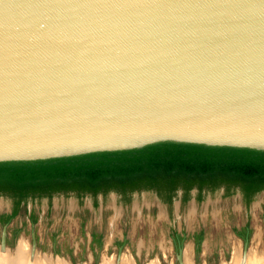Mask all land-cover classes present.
<instances>
[{
    "label": "water",
    "instance_id": "water-1",
    "mask_svg": "<svg viewBox=\"0 0 264 264\" xmlns=\"http://www.w3.org/2000/svg\"><path fill=\"white\" fill-rule=\"evenodd\" d=\"M164 140L264 149V0H0V160Z\"/></svg>",
    "mask_w": 264,
    "mask_h": 264
},
{
    "label": "rangeland",
    "instance_id": "rangeland-1",
    "mask_svg": "<svg viewBox=\"0 0 264 264\" xmlns=\"http://www.w3.org/2000/svg\"><path fill=\"white\" fill-rule=\"evenodd\" d=\"M113 191H106L102 196L97 192L92 196L89 192L78 194L73 190H60L48 196L27 198L26 206L8 223L15 237L9 235L6 253L12 255L17 244L22 242L26 243L24 255L28 258L30 220L25 211L32 208L36 214L34 229L44 256L38 264L51 260L54 242L58 250L57 264H78L80 259L84 264H95V260L98 264H113L117 237L126 238L121 264H177L167 236L169 223L187 233L203 228L197 258L190 236L183 239V251L191 263L236 264L238 260L233 261L232 255L237 249L240 256L241 240L234 236L232 227L239 226L247 217L250 226L247 248L250 260L247 263L264 264L262 191L254 194L247 207L240 203L237 186L228 192L223 185L212 189L203 187L199 198H195L194 188H191L183 201L176 191L170 204L162 202L153 189L133 190L127 201ZM8 205V196L0 193V210ZM191 207L194 208L193 217L187 216ZM91 231L100 234V243L90 239ZM6 257L4 260L8 259Z\"/></svg>",
    "mask_w": 264,
    "mask_h": 264
},
{
    "label": "trees",
    "instance_id": "trees-1",
    "mask_svg": "<svg viewBox=\"0 0 264 264\" xmlns=\"http://www.w3.org/2000/svg\"><path fill=\"white\" fill-rule=\"evenodd\" d=\"M218 185L225 192L237 186L248 202L264 189V149L164 140L130 149L0 160V193L12 198L11 211L0 213V223L8 221L19 200L29 194L73 190L94 195L110 189L127 201L132 190L145 188L169 203L177 188L185 200L192 186L200 190ZM199 241L200 233L194 234L196 252Z\"/></svg>",
    "mask_w": 264,
    "mask_h": 264
},
{
    "label": "flooded vegetation",
    "instance_id": "flooded-vegetation-1",
    "mask_svg": "<svg viewBox=\"0 0 264 264\" xmlns=\"http://www.w3.org/2000/svg\"><path fill=\"white\" fill-rule=\"evenodd\" d=\"M236 187V186H235ZM191 188H194V196H195V198H197V193L199 192L200 194H201V192H202V190H203V188H201L200 190L196 187V186H192V187H190L189 188V190H188V192L190 191V189ZM110 190V189H109ZM108 190V191H109ZM66 191H72V190H66ZM113 191V190H112ZM133 191V190H132ZM131 191V192H132ZM176 191H179V197H180V200L181 201H183L182 199H181V196H182V190L180 189V188H177L176 189ZM258 191H262V194H263V199H264V189H259ZM258 191H256V192H258ZM55 192V191H54ZM113 192H116V191H113ZM130 192V193H131ZM256 192H254L252 195H251V198L254 196V194L256 193ZM53 193V192H52ZM84 193H86V192H84ZM51 194V193H50ZM97 193H95L94 195H92V196H95ZM98 194H100L101 196L103 195V193H101V192H98ZM105 194V193H104ZM119 194V193H118ZM5 195V194H4ZM120 195V194H119ZM176 195V192H175V194H173L172 195V198H171V200H170V202L169 203H167V202H165V201H163L162 200V202H164V203H167V204H170L171 202H172V200H173V197ZM7 196V195H6ZM39 196H42V195H37V194H34V195H32V194H29V195H27L25 198H23V199H20L19 200V203H18V209H17V211H16V213H18V211L22 208V207H24V206H26V200H27V198H35V197H39ZM43 196H48V195H43ZM158 196V195H157ZM159 197V196H158ZM8 198H9V205H8V207L6 208V209H2V210H0V213H9L10 211H11V208H12V198L10 197V196H8ZM160 198V197H159ZM251 198L249 199V201L248 202H246L245 200H244V197H243V195H242V193H241V191L239 192V200H240V203L242 204V205H244L245 207H247L248 205H249V202L251 201ZM262 207H263V210H264V204H262ZM25 210H26V208H25ZM26 213H27V218L30 220V225H31V223L33 224V227H34V221L32 220V216L34 215V217L36 218V214H35V212H34V210L31 208H28V210H26L25 211ZM264 212V211H263ZM15 213V214H16ZM14 214V215H15ZM13 215V216H14ZM12 216V217H13ZM11 217V218H12ZM11 218L8 220V221H4V222H2V223H0V228H1V226L4 224V223H6V237H5V243H6V246H7V244L9 243V235H11V237H15V231L13 230L12 232L11 231H9V227H8V223L10 222V220H11ZM262 218L264 219V213H263V216H262ZM35 220V219H34ZM30 229V228H29ZM232 232H233V234H234V236H236L237 238H239L240 240H241V246H242V240L245 238V236L249 239V232H250V226H249V223H248V219H247V217L245 218V220L242 222V224H240L239 226H233L232 227ZM93 233V231H91L90 232V239L92 240V239H95L96 237H94V235L92 234ZM95 233V232H94ZM196 233H200V241H199V248H200V243H201V240H202V235H203V233H204V230H203V228H198V229H194V230H192L191 232H185V230L183 229V228H181V229H175V227H174V225H173V223H169V225H168V228H167V236L170 238V242H171V244H172V246H173V248H174V258H175V251H176V249H177V246L179 245V244H183V239L186 237V236H190V238H191V240H192V244H193V250H194V257L195 258H197V253H198V251L196 252L195 251V242H194V234H196ZM35 236H36V231H35ZM95 236H97L98 237V239H97V243H100L101 242V236H100V234H96ZM125 240H126V238L124 237V238H115V241H114V243L116 244V251H117V248H118V246L119 245H121V250H122V246H123V243L125 242ZM36 243H37V245H39V247H40V243H39V240H38V238H37V236H36ZM17 246H18V244H17ZM16 246V247H17ZM15 247V248H16ZM52 253H57L58 252V250H57V248H56V245H55V242L53 243V245H52ZM116 251H115V254H116ZM248 254V256H249V253H247ZM68 256V255H67ZM183 256H184V251H183ZM69 257V256H68ZM238 259H239V257H238ZM176 260V259H175Z\"/></svg>",
    "mask_w": 264,
    "mask_h": 264
},
{
    "label": "bare ground",
    "instance_id": "bare-ground-1",
    "mask_svg": "<svg viewBox=\"0 0 264 264\" xmlns=\"http://www.w3.org/2000/svg\"><path fill=\"white\" fill-rule=\"evenodd\" d=\"M134 203V202H133ZM138 204V203H137ZM72 206V205H71ZM177 206V205H175ZM193 208V207H191ZM190 210V209H189ZM187 212V216H191L193 217L195 214H194V208L192 210H190ZM163 212V211H162ZM176 212V211H175ZM186 213V212H185ZM26 243H19L18 246L15 248L14 250V253L12 255L8 254V253H4V254H1L0 253V264H38L39 260H42V258H44V256H36L34 257L33 261L32 262H29L28 261V258H27V255H24V252H25V248H26ZM238 247V246H237ZM16 251H18V254L16 253ZM20 253V254H19ZM26 254V253H25ZM5 255V256H4ZM20 255H22L21 257H19ZM24 255V256H23ZM8 257V259L4 260L5 257ZM124 256V254H123ZM121 254V257H120V264H121V259L124 258ZM6 257V258H7ZM127 257V256H126ZM233 261L234 260H238V257H239V253H238V250L237 249H234L233 251ZM248 254H247V257H246V264H248ZM57 257L55 258V263L54 264H57V261H56ZM126 259V258H125ZM183 259H184V264H192L190 259H189V256L188 254H186V251H184V256H183ZM252 259V258H251ZM257 259V258H256ZM4 260V261H3ZM127 260V259H126ZM124 260V261H126ZM250 260V259H249ZM51 260H48L47 262L48 263H41V264H52L50 262ZM123 261V260H122ZM129 261V260H127ZM251 262V261H250ZM258 262V261H257ZM123 263V262H122ZM252 263V262H251ZM237 264V263H236Z\"/></svg>",
    "mask_w": 264,
    "mask_h": 264
}]
</instances>
